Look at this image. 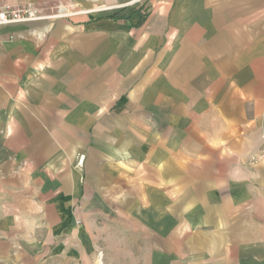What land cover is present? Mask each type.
<instances>
[{"label": "crops", "instance_id": "0c3cea01", "mask_svg": "<svg viewBox=\"0 0 264 264\" xmlns=\"http://www.w3.org/2000/svg\"><path fill=\"white\" fill-rule=\"evenodd\" d=\"M123 1L0 0V264H264V0Z\"/></svg>", "mask_w": 264, "mask_h": 264}, {"label": "built area", "instance_id": "2783aa9c", "mask_svg": "<svg viewBox=\"0 0 264 264\" xmlns=\"http://www.w3.org/2000/svg\"><path fill=\"white\" fill-rule=\"evenodd\" d=\"M145 0H124L121 5H136L142 3ZM111 5L112 6H115ZM42 16L39 11L30 4H2L0 5V26L5 24L17 23V22H30L41 19ZM83 157L78 159V164H82ZM101 255V252L99 253Z\"/></svg>", "mask_w": 264, "mask_h": 264}, {"label": "rangeland", "instance_id": "374dc122", "mask_svg": "<svg viewBox=\"0 0 264 264\" xmlns=\"http://www.w3.org/2000/svg\"><path fill=\"white\" fill-rule=\"evenodd\" d=\"M131 6H132V5H131ZM80 157H82V156H80ZM80 157H79V158H80ZM79 158H78V159H79Z\"/></svg>", "mask_w": 264, "mask_h": 264}]
</instances>
